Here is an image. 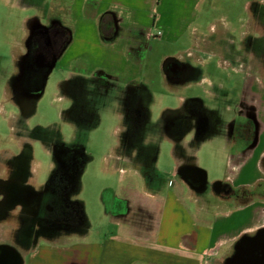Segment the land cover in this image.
<instances>
[{
	"label": "crops",
	"instance_id": "0c3cea01",
	"mask_svg": "<svg viewBox=\"0 0 264 264\" xmlns=\"http://www.w3.org/2000/svg\"><path fill=\"white\" fill-rule=\"evenodd\" d=\"M43 1L0 0V7L26 11L43 7ZM216 1L51 0L53 21L68 35L54 67L60 64L74 73L95 60L92 49L96 48L103 53L102 67L109 75L121 80L134 77L139 51L152 39L160 37L175 43L185 32H190L195 45L194 36L199 33L202 53L203 32L214 28L210 16L221 12ZM234 5H238V0H232V8ZM253 9L257 10L260 21V64L264 65V0H247L243 4L247 18L238 16L232 21L226 15L218 18L224 33L220 45L225 41L235 44L226 35L231 31L238 32L239 41L250 44ZM225 12L233 16L240 13L229 8ZM104 16L109 19L103 31L109 34L103 36ZM34 24L40 25L39 20H28L25 28L30 29ZM8 43L15 61L22 54L21 51L18 56L15 52L21 46L17 40ZM191 49L187 54H193ZM247 55H251L249 50ZM169 58L172 57L166 59ZM205 60L199 57V62ZM225 61L235 74L243 75L240 91L215 93L209 88L213 81L208 76L199 80V86L203 82L208 86L202 89L203 93L216 100L211 106H203L209 120L199 128V151L211 147V167L222 166L215 171L211 187L206 172L198 168L191 153L174 152V167L164 175L146 168L143 162H138L142 169L132 166L125 169L115 164L120 185L103 189L104 220L95 229L96 233L92 234V224L87 221V226L77 232L38 236L32 229L27 231L30 221L18 218L19 209H15L12 212L15 221L0 220V263L264 264V67L256 73L248 67L249 59L243 62L226 58ZM123 63L128 65L126 74L121 70ZM238 63L246 66L240 69ZM172 73L167 74L172 77ZM5 88L0 92L4 93ZM229 99L234 102L232 107L224 105ZM4 105L0 103V108ZM225 114L227 120L220 121ZM245 124L246 134L242 130ZM115 160L119 163L118 157ZM182 166H193L198 172L199 194L185 178L174 180L181 174ZM24 180L32 194L42 192L33 173ZM70 193H75L73 188Z\"/></svg>",
	"mask_w": 264,
	"mask_h": 264
},
{
	"label": "rangeland",
	"instance_id": "374dc122",
	"mask_svg": "<svg viewBox=\"0 0 264 264\" xmlns=\"http://www.w3.org/2000/svg\"><path fill=\"white\" fill-rule=\"evenodd\" d=\"M43 2V7L26 11L0 7V40L4 42L0 44V90L6 84V89L10 87L11 81H8L12 76L24 74L19 63L25 57L30 33L25 30H29L25 23L36 18L41 26L48 27L54 20L51 0ZM245 2L247 0H238V5L232 8V0L216 1L221 12L210 16L214 28L203 32L202 53L199 52V33L194 36L196 45L190 32H185L175 43L160 37L152 39L145 49L139 51L134 77L127 76L121 80L109 75L102 67L103 53L96 48L92 49L95 60L80 66L74 73L60 64L44 70L40 83L32 84V93L36 96L34 111L31 115L26 113L22 116V125L12 123L17 119L18 111L13 109L12 112L11 107L9 110L0 108V178L11 166L13 155L23 153L24 148L30 153L24 159L26 163L30 159V172L35 175L37 188L50 185L58 173L62 176L73 168V179L64 175L61 183H67L69 179L75 193L65 189V193L57 194L54 199L57 203H62V198L71 201L85 222L81 227L58 223L60 230L55 235L83 230L87 221L92 224V234L96 233L95 229L104 220L103 189H114L120 185V173L114 171L115 164L125 169L129 166L142 169L138 162H143L146 168L164 175L174 167V152L178 155L191 153L198 168L206 172L207 183L211 187L215 171L222 166L217 168L216 164L211 167V147L199 151V109L211 106L216 100L203 93L202 89L208 86L204 82L199 86V80L208 76L213 81L209 88L215 93L240 91L243 75L235 74L230 64H226V58H238L243 62L249 59L248 67L256 73L264 67L260 64V21L256 9L251 16L250 44L239 41L238 32L231 31L225 34L233 38L235 44L225 41L223 46L220 45L224 33L218 18L222 15L231 21L238 16L247 18V13L243 12ZM227 8L240 13L228 15L225 12ZM103 34L109 32L103 31ZM15 40L21 46L15 52L18 56L21 51L22 54L13 61L8 42ZM191 47L193 54L189 55L187 51ZM167 57L184 62L194 70V75L186 83L170 84L163 72V62ZM199 57L206 60L201 63ZM236 66L243 69L246 65L238 63ZM127 69L128 65L123 63L121 70L126 74ZM7 91L5 96L0 92V103L5 104L9 100ZM223 104L220 105L223 107ZM226 104L232 107L234 102L229 99ZM227 118L225 114L219 120L226 121ZM77 149L80 153L72 161L70 154ZM115 157L119 158V163ZM178 178L184 179L182 174L174 180L179 181ZM79 180L80 186L77 184ZM190 194L195 196L192 192ZM9 221H15L14 217Z\"/></svg>",
	"mask_w": 264,
	"mask_h": 264
},
{
	"label": "flooded vegetation",
	"instance_id": "af4514ba",
	"mask_svg": "<svg viewBox=\"0 0 264 264\" xmlns=\"http://www.w3.org/2000/svg\"><path fill=\"white\" fill-rule=\"evenodd\" d=\"M30 29V33L27 36V49L24 53L26 61L23 68L24 74L17 73L12 76L8 81H11L10 87L8 89L5 88L4 93H1L5 96V92L8 90L9 95L7 94V96H9V100L4 107L7 110H9L8 107H11L10 110L12 112L13 109L15 112L18 111L16 112L19 113L17 114V119L12 121V123L15 122L20 125H22L24 115L26 113L31 115L34 111L35 102L33 100L36 96L32 93V84L40 83L44 77V70L57 58L68 37L67 32L60 29L54 21L48 27L34 24ZM163 64H165L163 66L165 79L170 84L186 83L194 75V70L191 67L174 58L164 60ZM169 71H173L172 77L167 74ZM18 76H20L21 84L19 88L14 87L13 82ZM228 106L226 104V107ZM199 115L200 128L202 123H207L209 118L206 116L203 107L199 109ZM204 117H206V120L203 119ZM247 127L248 125L243 127L245 134L248 133ZM40 141L45 142L43 140ZM50 141L54 143L53 140ZM25 145L27 147V144ZM77 153H80L79 149L70 154V157L71 155L73 157H71L72 161L77 159L75 156ZM27 154L30 155L29 151L26 152L24 148L23 153L13 155L11 166L4 170L5 174L3 173L4 176L0 178V188L2 189L0 190V220L14 217L12 212L15 209H19L18 218H23L31 223L27 231L32 229L38 236L57 234L60 230L56 225L58 223H63L68 227L73 225L83 226L85 219L79 215V211H77L71 201L62 198V203H57L54 199L57 194L65 193L63 191L65 189L66 192L71 191L72 184H69L70 180L68 179L67 183H61V181L64 179V175L71 178V180L73 179V168L69 169L68 173L62 174V176L58 173L57 177L52 179V183L42 189V192L32 194L30 189L23 183L26 182L24 180L26 175L30 173V159L28 163L25 161L26 158L24 159ZM180 172L193 188V191L199 194V174L193 166H182ZM7 190L9 193H7ZM4 213L6 214L3 215Z\"/></svg>",
	"mask_w": 264,
	"mask_h": 264
},
{
	"label": "water",
	"instance_id": "95a60500",
	"mask_svg": "<svg viewBox=\"0 0 264 264\" xmlns=\"http://www.w3.org/2000/svg\"><path fill=\"white\" fill-rule=\"evenodd\" d=\"M25 58H23L22 60H21V62L19 63V65H20V67H21V69L23 70V68H24V65H25ZM53 65H54V61L50 64V65H48V69H52V67H53ZM14 87H20V76H18L14 81ZM256 252V251H255ZM1 264V263H0Z\"/></svg>",
	"mask_w": 264,
	"mask_h": 264
},
{
	"label": "trees",
	"instance_id": "16d2710c",
	"mask_svg": "<svg viewBox=\"0 0 264 264\" xmlns=\"http://www.w3.org/2000/svg\"><path fill=\"white\" fill-rule=\"evenodd\" d=\"M109 19V16H104L101 20V32L103 34V28H104V25L106 24L107 20ZM104 35V34H103ZM80 207V206H79Z\"/></svg>",
	"mask_w": 264,
	"mask_h": 264
}]
</instances>
